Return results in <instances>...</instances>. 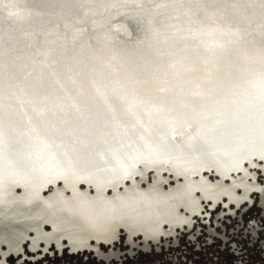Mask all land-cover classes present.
<instances>
[{
    "label": "rangeland",
    "instance_id": "rangeland-1",
    "mask_svg": "<svg viewBox=\"0 0 264 264\" xmlns=\"http://www.w3.org/2000/svg\"><path fill=\"white\" fill-rule=\"evenodd\" d=\"M19 1L0 0V16L13 6L26 20ZM170 1L112 0L124 14L115 24L132 37L128 12ZM213 24L143 60L106 35L103 56L83 19L74 35L95 61L80 77L2 73L0 264H264V22L244 34ZM69 27L41 31L34 63L57 33L70 44ZM130 168L142 206L86 216L92 186L81 180ZM121 227L131 230L122 236Z\"/></svg>",
    "mask_w": 264,
    "mask_h": 264
},
{
    "label": "bare ground",
    "instance_id": "bare-ground-1",
    "mask_svg": "<svg viewBox=\"0 0 264 264\" xmlns=\"http://www.w3.org/2000/svg\"><path fill=\"white\" fill-rule=\"evenodd\" d=\"M127 1L130 2L128 5L133 6L135 5L133 2L138 0ZM141 1L151 2L152 0ZM19 2L22 3H19V6H23L27 13L26 20L19 13V16H16L17 11L14 14L13 11L17 7L10 6L6 11H1L0 79H2V73L8 75L9 79L17 75L21 76L20 72L26 68L33 69V73L42 68L48 75L57 72L59 75L70 74L80 77L95 61L91 49L86 46L83 34L74 35L83 19L88 22L93 42L99 47L103 56L109 57V53L103 50L108 44L106 35L114 42L126 46L131 44L134 49L138 48V57L143 60L156 55L158 51L172 52L183 31L191 32L204 26L214 28V22H223L226 25L235 24V33L244 34L251 32L249 25L252 26L256 21L264 22V0H175L125 13L128 16L136 17L137 23V29L134 30L133 36L126 37L115 24L124 14L117 10L119 5L113 6L112 0H21ZM116 3L118 4V2ZM10 5L12 4L10 3ZM65 23H70V27L66 31L70 35V44L66 45L61 33H57L52 37L48 58L44 61L40 60L38 64L34 63V58L41 46L39 40L41 31L57 24L63 27ZM159 33L164 34L163 44L157 39ZM206 37L210 47L215 50L218 49L219 44H222L212 33L207 34ZM8 59L10 63L6 67L3 64H6ZM37 65L39 68H35ZM1 94L2 87L0 85ZM196 173L197 171L192 170L190 177L195 178ZM134 174L130 168L127 174L119 178L82 179L81 183L88 182L92 186L87 196H90L93 202L89 206L86 216L102 221L111 218L112 212L123 210L132 204H143L146 197H133L131 195L133 187L127 186V180ZM181 175L184 176V174ZM105 177L103 176V178ZM142 183L139 186H142ZM160 186L161 184L158 182L154 183L150 187V192L146 194H152L153 189ZM199 190L197 189L195 192ZM141 214L144 215V212ZM138 216L140 218L138 220L143 219V216ZM132 218L134 217L129 219ZM130 230L129 227H121L118 232L123 236ZM139 236V234L136 235V238ZM96 242L99 248L104 249L115 243L114 241Z\"/></svg>",
    "mask_w": 264,
    "mask_h": 264
}]
</instances>
